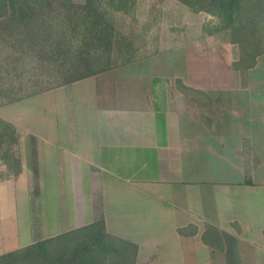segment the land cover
I'll return each mask as SVG.
<instances>
[{
  "label": "rangeland",
  "instance_id": "374dc122",
  "mask_svg": "<svg viewBox=\"0 0 264 264\" xmlns=\"http://www.w3.org/2000/svg\"><path fill=\"white\" fill-rule=\"evenodd\" d=\"M187 1L90 0L78 10L65 0H36L32 36L0 21V196L14 193L3 184L21 174L22 136L31 129L24 109L33 114L37 96L129 63L150 62L167 74L169 62L170 82L185 95L182 112L195 120L203 239L228 243L233 255L239 244L264 246V0H244L233 17L220 0ZM106 22L113 28L98 32ZM32 150L26 147L29 156ZM18 187L17 194L28 189Z\"/></svg>",
  "mask_w": 264,
  "mask_h": 264
},
{
  "label": "crops",
  "instance_id": "0c3cea01",
  "mask_svg": "<svg viewBox=\"0 0 264 264\" xmlns=\"http://www.w3.org/2000/svg\"><path fill=\"white\" fill-rule=\"evenodd\" d=\"M166 65L158 74L150 62L125 64L40 94L33 114L24 109L31 129L22 136L21 174L3 184L14 193L0 196V255L103 221L107 233L137 245L134 264L234 256L264 264V246L239 244L233 255L228 243L203 239L195 120L184 116L185 95ZM68 249V239L44 242L32 264H90Z\"/></svg>",
  "mask_w": 264,
  "mask_h": 264
},
{
  "label": "trees",
  "instance_id": "16d2710c",
  "mask_svg": "<svg viewBox=\"0 0 264 264\" xmlns=\"http://www.w3.org/2000/svg\"><path fill=\"white\" fill-rule=\"evenodd\" d=\"M68 5L76 9H86L89 1L85 4H77L73 0H65ZM188 3L187 0H181ZM244 0H220L229 11L230 17H233L238 9L243 4ZM36 0H0V21H10L17 27H25L29 29L30 35L37 32L38 27L35 22L36 15ZM228 7V8H227ZM100 16V15H99ZM103 28L97 29L98 32L103 33L110 31L113 25L106 22ZM82 76L75 78L73 81L84 78ZM13 127V126H12ZM215 230V229H214ZM219 236L218 231H214ZM68 239L69 244V258H83L87 259L90 264H134L137 252V245L127 241L123 238L111 235L105 231L104 222H95L89 226L71 231L69 233L45 240V243H57ZM38 242L31 244L0 255V264H19V260L24 255H28L30 261L33 263L35 253L42 250V244ZM55 257L57 254L55 252ZM110 260V261H109Z\"/></svg>",
  "mask_w": 264,
  "mask_h": 264
}]
</instances>
